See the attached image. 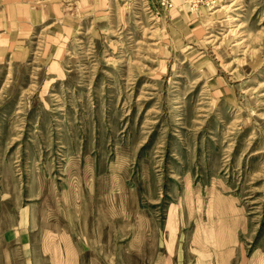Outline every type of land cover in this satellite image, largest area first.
Listing matches in <instances>:
<instances>
[{
    "label": "rangeland",
    "instance_id": "1",
    "mask_svg": "<svg viewBox=\"0 0 264 264\" xmlns=\"http://www.w3.org/2000/svg\"><path fill=\"white\" fill-rule=\"evenodd\" d=\"M0 264H264V0H0Z\"/></svg>",
    "mask_w": 264,
    "mask_h": 264
},
{
    "label": "crops",
    "instance_id": "2",
    "mask_svg": "<svg viewBox=\"0 0 264 264\" xmlns=\"http://www.w3.org/2000/svg\"><path fill=\"white\" fill-rule=\"evenodd\" d=\"M26 222H27V219H23L20 223H17L16 224L17 228L15 229L16 231L12 232V234L10 235L12 238L19 237L21 239V243L23 244V247L29 246L30 244L32 245V241H30L31 233L29 232L27 228ZM83 232H84L83 235H85L86 230L84 229ZM49 235L52 236L53 232L50 231L49 234L45 232L44 234V236L46 237H48Z\"/></svg>",
    "mask_w": 264,
    "mask_h": 264
},
{
    "label": "bare ground",
    "instance_id": "3",
    "mask_svg": "<svg viewBox=\"0 0 264 264\" xmlns=\"http://www.w3.org/2000/svg\"><path fill=\"white\" fill-rule=\"evenodd\" d=\"M233 5V4H232ZM226 8V7H225ZM237 8V7H236ZM230 10V9H229ZM227 12V11H226ZM240 17L242 16L241 14H238ZM235 19V18H234ZM229 21V20H228ZM210 36V35H209Z\"/></svg>",
    "mask_w": 264,
    "mask_h": 264
}]
</instances>
